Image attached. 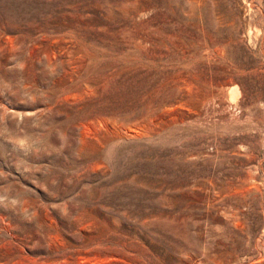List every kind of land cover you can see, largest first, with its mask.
<instances>
[{"label": "rangeland", "instance_id": "rangeland-1", "mask_svg": "<svg viewBox=\"0 0 264 264\" xmlns=\"http://www.w3.org/2000/svg\"><path fill=\"white\" fill-rule=\"evenodd\" d=\"M0 264H264V0H0Z\"/></svg>", "mask_w": 264, "mask_h": 264}]
</instances>
